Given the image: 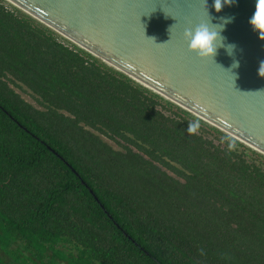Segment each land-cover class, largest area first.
<instances>
[{"label":"trees","instance_id":"1","mask_svg":"<svg viewBox=\"0 0 264 264\" xmlns=\"http://www.w3.org/2000/svg\"><path fill=\"white\" fill-rule=\"evenodd\" d=\"M0 251V264H264V161L0 3Z\"/></svg>","mask_w":264,"mask_h":264},{"label":"water","instance_id":"2","mask_svg":"<svg viewBox=\"0 0 264 264\" xmlns=\"http://www.w3.org/2000/svg\"><path fill=\"white\" fill-rule=\"evenodd\" d=\"M0 3L46 37L264 161V91H258L264 90L258 74L264 40L249 23L256 0H235L220 12L214 0L206 6L203 0ZM208 13L212 24L234 17L221 33L225 44L236 45L233 55L221 47L213 60L189 50L185 29L208 22Z\"/></svg>","mask_w":264,"mask_h":264},{"label":"clouds","instance_id":"3","mask_svg":"<svg viewBox=\"0 0 264 264\" xmlns=\"http://www.w3.org/2000/svg\"><path fill=\"white\" fill-rule=\"evenodd\" d=\"M203 2L206 6L207 0H203ZM234 3L235 0H214L213 6L216 12H220L225 5L231 6ZM208 16L210 18L208 22L199 23L194 29H185L184 37L188 42L189 50L194 51L201 58L211 57L213 60L218 48L221 47L225 48L228 55H233L236 45L231 43L225 44L224 41L226 38L221 33L225 25L232 22L234 17H220L221 23L212 24V18L209 13ZM249 23L255 31H258L259 38L264 40V0H256V10ZM232 67L238 68L239 62L234 60ZM226 71H229L235 79V74L231 70ZM258 74L264 77V61L260 62ZM197 127V124L189 123L187 131L189 133L194 132Z\"/></svg>","mask_w":264,"mask_h":264},{"label":"rangeland","instance_id":"4","mask_svg":"<svg viewBox=\"0 0 264 264\" xmlns=\"http://www.w3.org/2000/svg\"><path fill=\"white\" fill-rule=\"evenodd\" d=\"M7 83L16 91L20 94L21 97H23L26 101H28L29 103H31L34 107L39 108V109H45L46 107L38 100L39 96L33 92L28 86H26L24 83L16 80V81H12L9 78L6 77ZM65 114H68L67 111L62 110ZM82 124V123H81ZM86 128L90 129L92 132L96 133L98 136L101 137L102 140L106 141L108 144H110L112 147L116 148V149H121L124 150V147L121 145V143L117 142L114 138H111L101 132H99L96 129H93L90 126L84 125ZM217 141V140H216ZM165 170L168 171V173L176 175L175 173H173V171L163 167ZM2 253V255L4 256V253L2 251H0ZM74 253L76 252L75 250L73 251ZM10 257L9 256H4L5 261H7ZM61 263L65 264V262ZM5 264V263H3ZM15 264H17L15 262Z\"/></svg>","mask_w":264,"mask_h":264}]
</instances>
